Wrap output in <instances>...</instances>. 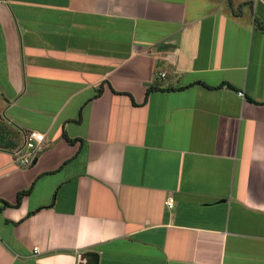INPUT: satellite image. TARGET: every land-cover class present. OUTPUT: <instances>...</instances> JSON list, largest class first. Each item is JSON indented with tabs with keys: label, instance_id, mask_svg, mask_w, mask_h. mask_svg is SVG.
<instances>
[{
	"label": "crops",
	"instance_id": "crops-1",
	"mask_svg": "<svg viewBox=\"0 0 264 264\" xmlns=\"http://www.w3.org/2000/svg\"><path fill=\"white\" fill-rule=\"evenodd\" d=\"M0 118V264H264V0H0Z\"/></svg>",
	"mask_w": 264,
	"mask_h": 264
},
{
	"label": "trees",
	"instance_id": "trees-1",
	"mask_svg": "<svg viewBox=\"0 0 264 264\" xmlns=\"http://www.w3.org/2000/svg\"><path fill=\"white\" fill-rule=\"evenodd\" d=\"M156 89L159 88L150 85L148 87L147 94H149V92H151L152 90H156ZM21 141H22L21 132L18 129L10 126L2 118H0V147L14 149L21 145ZM26 193L27 191H20L18 193V204L20 203L22 196Z\"/></svg>",
	"mask_w": 264,
	"mask_h": 264
},
{
	"label": "built area",
	"instance_id": "built-area-1",
	"mask_svg": "<svg viewBox=\"0 0 264 264\" xmlns=\"http://www.w3.org/2000/svg\"><path fill=\"white\" fill-rule=\"evenodd\" d=\"M165 75V74H163ZM240 95H244V93L241 91L239 92ZM45 140V133L37 131V130H31L27 133H25V142H24V148L30 149V153H27L21 158L22 164H31L32 161L35 158V155L37 151L39 150L40 146ZM167 205L169 208H172L174 205V201L172 198H169L167 201Z\"/></svg>",
	"mask_w": 264,
	"mask_h": 264
},
{
	"label": "water",
	"instance_id": "water-1",
	"mask_svg": "<svg viewBox=\"0 0 264 264\" xmlns=\"http://www.w3.org/2000/svg\"><path fill=\"white\" fill-rule=\"evenodd\" d=\"M79 264H99V254L88 251L80 254Z\"/></svg>",
	"mask_w": 264,
	"mask_h": 264
},
{
	"label": "rangeland",
	"instance_id": "rangeland-1",
	"mask_svg": "<svg viewBox=\"0 0 264 264\" xmlns=\"http://www.w3.org/2000/svg\"><path fill=\"white\" fill-rule=\"evenodd\" d=\"M29 151H31V150L26 148V149L23 150L22 153H23V154H26V153H28Z\"/></svg>",
	"mask_w": 264,
	"mask_h": 264
}]
</instances>
